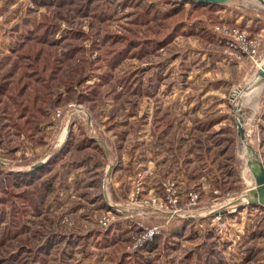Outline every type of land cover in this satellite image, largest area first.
<instances>
[{"label": "rangeland", "instance_id": "1", "mask_svg": "<svg viewBox=\"0 0 264 264\" xmlns=\"http://www.w3.org/2000/svg\"><path fill=\"white\" fill-rule=\"evenodd\" d=\"M263 64L259 0H0V264H264Z\"/></svg>", "mask_w": 264, "mask_h": 264}, {"label": "water", "instance_id": "2", "mask_svg": "<svg viewBox=\"0 0 264 264\" xmlns=\"http://www.w3.org/2000/svg\"><path fill=\"white\" fill-rule=\"evenodd\" d=\"M198 1H203L205 3H212V4H222L228 0H198ZM259 1L264 4V0H259ZM262 81H264V64L257 71V74L255 75V78H254V84L255 83L257 84V83L262 82ZM236 125H237L238 136L241 140V143L245 147L246 156L248 158L247 162H248L249 166L252 168V171H253V174L255 177V182H256V185H257L258 191H259L258 196L260 198L262 197L261 199H262V201H264V166H263L262 162L256 158L255 152L252 149L251 145L247 143L246 137H245L244 127L238 119H237ZM255 165L257 166V170H255V167H256ZM249 200L250 201L252 200L253 202L257 201V199L252 198V197H250Z\"/></svg>", "mask_w": 264, "mask_h": 264}, {"label": "crops", "instance_id": "3", "mask_svg": "<svg viewBox=\"0 0 264 264\" xmlns=\"http://www.w3.org/2000/svg\"><path fill=\"white\" fill-rule=\"evenodd\" d=\"M262 82H264V81H262ZM260 84H261V82H260ZM257 112L258 113L254 116V123L256 122L255 120H257L258 128L257 127L255 128L254 126H252L251 131H253V135L255 136V138L257 140L260 139V142L258 144V148L260 147V149L264 150V107L261 106V109L257 110Z\"/></svg>", "mask_w": 264, "mask_h": 264}, {"label": "built area", "instance_id": "4", "mask_svg": "<svg viewBox=\"0 0 264 264\" xmlns=\"http://www.w3.org/2000/svg\"><path fill=\"white\" fill-rule=\"evenodd\" d=\"M223 32H228L226 29H221ZM239 39L241 40L240 43L242 45V48L246 50L248 53H255L256 52V46L258 43V38L256 39H251L250 41L245 40L244 35H239Z\"/></svg>", "mask_w": 264, "mask_h": 264}, {"label": "bare ground", "instance_id": "5", "mask_svg": "<svg viewBox=\"0 0 264 264\" xmlns=\"http://www.w3.org/2000/svg\"><path fill=\"white\" fill-rule=\"evenodd\" d=\"M256 89V88H255ZM253 91H255V90H253ZM257 91V90H256ZM255 91V92H256ZM251 95V94H250ZM247 99V98H246ZM239 116V115H238ZM244 147V146H243ZM241 150H242V148H241ZM244 151H245V149H243ZM242 150V151H243ZM245 154H246V151L244 152ZM243 155V154H242ZM255 170H257V167L255 168ZM256 189H254L253 191H252V195H258V193H259V191L258 190H256ZM254 197V196H253ZM259 197V196H258Z\"/></svg>", "mask_w": 264, "mask_h": 264}, {"label": "trees", "instance_id": "6", "mask_svg": "<svg viewBox=\"0 0 264 264\" xmlns=\"http://www.w3.org/2000/svg\"><path fill=\"white\" fill-rule=\"evenodd\" d=\"M35 74H37V73H35ZM29 85H30V84H29ZM23 87L26 88V86H21L20 89L18 90V92H21V91L23 90Z\"/></svg>", "mask_w": 264, "mask_h": 264}]
</instances>
